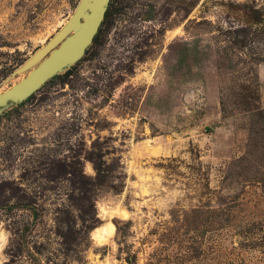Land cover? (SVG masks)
I'll list each match as a JSON object with an SVG mask.
<instances>
[{"label": "rangeland", "instance_id": "374dc122", "mask_svg": "<svg viewBox=\"0 0 264 264\" xmlns=\"http://www.w3.org/2000/svg\"><path fill=\"white\" fill-rule=\"evenodd\" d=\"M78 2L0 0V93ZM259 111L264 0H109L0 115V264H264Z\"/></svg>", "mask_w": 264, "mask_h": 264}, {"label": "water", "instance_id": "95a60500", "mask_svg": "<svg viewBox=\"0 0 264 264\" xmlns=\"http://www.w3.org/2000/svg\"><path fill=\"white\" fill-rule=\"evenodd\" d=\"M108 3L109 0H79L57 33L13 70L12 76L26 75L0 93V115L7 107L28 99L53 76L82 57L103 21Z\"/></svg>", "mask_w": 264, "mask_h": 264}, {"label": "trees", "instance_id": "16d2710c", "mask_svg": "<svg viewBox=\"0 0 264 264\" xmlns=\"http://www.w3.org/2000/svg\"><path fill=\"white\" fill-rule=\"evenodd\" d=\"M259 114H262L263 116H264V111H259L257 114L255 113L253 116H256V115H259ZM258 118H256L255 117V121L256 122H260L261 124H264V118L261 116V115H259V116H257ZM260 131H262L261 129H260ZM259 131V132H260ZM261 133V132H260ZM259 136L262 138L263 137V135L262 134H259Z\"/></svg>", "mask_w": 264, "mask_h": 264}, {"label": "bare ground", "instance_id": "6f19581e", "mask_svg": "<svg viewBox=\"0 0 264 264\" xmlns=\"http://www.w3.org/2000/svg\"><path fill=\"white\" fill-rule=\"evenodd\" d=\"M112 230H113V226L112 225H110L109 226V232L111 233L112 232ZM95 236H97L98 237V239H99V236L96 234ZM95 238V237H94Z\"/></svg>", "mask_w": 264, "mask_h": 264}]
</instances>
